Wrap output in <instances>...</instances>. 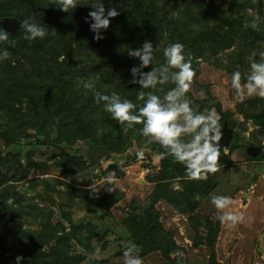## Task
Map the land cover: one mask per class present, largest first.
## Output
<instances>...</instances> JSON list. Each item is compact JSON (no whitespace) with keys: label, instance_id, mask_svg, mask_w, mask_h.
<instances>
[{"label":"rangeland","instance_id":"1","mask_svg":"<svg viewBox=\"0 0 264 264\" xmlns=\"http://www.w3.org/2000/svg\"><path fill=\"white\" fill-rule=\"evenodd\" d=\"M85 1L89 0H78L80 4L76 8ZM246 1L256 3V6H247ZM258 2H261L264 11V0H186L179 3L177 8L171 9V14L177 16L183 14L184 8H190L197 18L191 26L192 31L206 28L208 32L219 29L222 34L236 32L230 46L215 51L208 48L209 45L200 48L201 53L192 60L195 70L186 96L195 111L214 109L220 119L223 116L220 108L224 110L228 118L235 121L241 136L254 140L255 145L262 146L264 150V120L262 124L257 123L247 112L236 111L238 104H247L254 97L260 100L263 97L248 95L246 92L237 96L231 87L232 72H241L243 84L249 71V57L259 61L258 51L264 49V41L255 44V40L251 38L254 45L245 41L246 37L251 36L250 31H247L251 26L248 12H253L256 16L262 14L257 6ZM21 3L14 0L15 7L25 9L28 6V1L26 6ZM56 3L57 0H39L36 4L44 10L56 8ZM154 3L158 6L162 4L161 0H155ZM76 8L64 11L73 14L70 19L73 22L68 25L74 28L79 27L78 22L85 23L83 14H79L81 19H77L73 13ZM226 18L233 22L226 21ZM239 18L244 23L234 22ZM245 23L249 26L245 27ZM145 32L146 29H141L137 34L134 33L130 41H124L121 45L117 40L108 39L107 47L97 55L85 46L83 51H76L78 42H74L75 51L82 54L85 66L91 62L89 58L97 59L95 67L102 72L101 77L96 78L97 82L107 87L110 93L116 92L121 99H125L138 87L137 84L129 83V80L132 79L130 69L140 63L129 62L128 69L127 66L120 67L123 55L117 56L116 50L122 51L126 46L141 47L145 40H149L153 43V58L157 59L167 46L168 38L163 34ZM42 61L48 62L45 58ZM165 84L166 82L157 85L155 89L143 91H153L163 97L168 91ZM172 86H175L174 83ZM138 90H142L140 85ZM132 102L136 105L132 111H138L143 105V101L138 99L136 103ZM100 111L106 116L104 122L107 120L111 126L119 123L103 109V104ZM23 115L28 117L25 111ZM91 115L88 117L91 118ZM99 124H102L101 121ZM120 125L123 135L117 133L116 139L107 131L109 126L103 127L106 131L102 127L98 128L99 139H105L112 146L109 149L112 157L102 156L96 161L89 160L86 156L88 144L93 141L85 140L80 135L74 144L64 141L55 144L58 139L55 130L53 134H48L38 129H28L27 138L10 146L5 145L0 138V152L4 156L8 153H20L25 169L23 176H15L13 171L7 169L8 164L1 165L2 171L7 172L10 178L9 184L23 193L24 200L22 199L20 206L13 205V202L10 207L0 205L5 216L4 220L0 219V240L5 245L0 251V264L16 263L21 237L26 235L33 238L32 233L39 232L44 224L57 235L77 229L69 242L73 251L71 254H85L86 264H124V249L137 245L130 232V220L140 223V214L152 204L158 222L154 216L144 219L142 226L150 231L154 229L161 240H172V243L175 241L181 249L174 257L186 259L183 264H264V159H255L256 156L246 152V147L237 149L232 154L228 148H223L224 153L230 154L232 162L217 165L215 172L207 173L201 180L206 193L197 194V208L193 213L182 212L177 205L184 201L183 198L181 200L176 196L172 200L166 196H157L158 190H162L165 185L175 192L180 191L184 184L182 176L174 177L165 173L164 178H160L163 164L158 148L161 145L142 135V123L134 124L133 127ZM38 136L50 142L38 144ZM140 152L143 153L142 156L138 155ZM67 153L77 157L83 165L76 163L72 168L59 166L60 162L68 160ZM30 156L35 160L33 166H30ZM109 187L117 189L120 196L111 205H107L109 202L104 203L102 199ZM213 194L226 195L231 203L225 209L218 210L211 203ZM224 212L242 216V219L222 222L219 217ZM206 222L212 223V227L217 229L215 255L202 241L207 234L204 227ZM136 255L141 258L142 264H168V258L159 249L142 255L136 252Z\"/></svg>","mask_w":264,"mask_h":264},{"label":"trees","instance_id":"2","mask_svg":"<svg viewBox=\"0 0 264 264\" xmlns=\"http://www.w3.org/2000/svg\"><path fill=\"white\" fill-rule=\"evenodd\" d=\"M19 1L25 6L28 1V6L25 9H21L17 6L15 7L14 0L0 1V28L5 29L1 23L4 18L15 16L22 21L21 26L15 32L7 30L9 40L14 41V44L0 42V48L7 47L10 53L8 59L0 61V138L7 146L19 143V141L27 138L29 136L28 129H38L48 134H53L54 130L57 131L58 139L55 144H59L62 141L74 144L75 139L80 135L85 140L106 144L109 149H112V146L105 139H99L98 128L109 126L107 131L115 139L116 133H119L120 136L123 135V128L120 122L113 126L109 125L107 120L104 122L106 116H103L100 111L103 102L97 104L92 91L78 86L80 80H86L91 77L97 91L111 94L107 87L101 86L97 82L96 78H100L102 73L100 68L95 67L98 63L97 59H94V57L89 58L91 62L88 66H85L82 54L76 52L77 49L83 51V46L89 48L93 54L96 52L97 55V53H102L107 47L106 42L108 39L111 41L117 40L119 41L118 44L121 45L125 43L124 41H130L134 33L137 34L141 29H146V34H163L165 38H168V42L166 40L167 45L171 42H181L184 45L185 58L192 61L201 53L199 51L200 48L209 45L207 47H211L215 51L221 47L230 46V42L236 35V32L222 34L219 29L211 32H208L206 28L200 31H192L191 26L197 18L194 13H191L192 10L190 8L186 10L184 8L183 14L177 16L171 14V9L177 8L179 3L181 4L186 0H161L162 4L160 6L154 3L155 0H102L106 10L114 7L118 11V15L110 18L109 27L106 30H102L103 38L99 40L93 38L94 33L89 28L90 20H85V23L82 21L78 22L79 27L74 28L68 25L73 22L70 21L72 13H65L64 10H60L57 7L42 10L36 4L39 0ZM95 3H97V0L85 1L73 13L76 14L77 19H81L79 14H83L86 17L90 11L94 10L92 4ZM246 4L251 7L256 6V3H249L248 1H246ZM257 4L262 14L256 16L253 12H248L251 22L255 19L257 24L255 28L251 26L247 28L251 36L245 39V41L253 45L254 43L250 41L251 38L255 40V44L264 41V11L261 2ZM32 7L36 9L32 10ZM160 17L161 19H159ZM24 21L43 25L46 31V36L42 38L43 40L41 38L34 40L25 39L22 26ZM226 21L232 20L226 18ZM234 22L241 24L244 23V20L239 18ZM74 42L79 43L76 46V51ZM108 46L111 45L108 44ZM138 47L136 46L135 48ZM128 48L134 47L126 46V48H122V51L116 50L117 56L123 55L120 67L127 66V69L129 68V62L139 61V58L128 55ZM161 54L162 56L155 54L156 56H161L154 59L158 62H155L157 65L165 62L163 52ZM43 58L48 62L42 61ZM191 65L192 68L195 67L193 61ZM154 66L155 64H150L143 71H150ZM172 84L173 82L169 80L164 87L169 90ZM137 85L135 92L127 97V99L135 103L137 102L136 95L139 92V84ZM124 93H126L125 90ZM259 100V98L254 97L247 104L242 102L236 106V111L238 113L247 112L257 123L262 124L264 120V97ZM24 111L28 117L23 115ZM220 112L223 116L218 121L219 125L222 126L226 122L229 126L235 128L234 139L228 147L231 154L237 149H245L249 143L256 144L253 142L254 140L241 136L236 128L235 121L230 120L224 110L220 108ZM89 114H92L91 118L88 117ZM100 121L102 124H99ZM47 142L50 141L43 139L41 136H38L36 141L38 144ZM158 150L160 156L162 152H165L162 146ZM218 151L220 153L217 165L232 162L230 154L223 152V147H219ZM66 156L68 160L60 162L59 166L72 168L76 163H80L74 155L67 153ZM20 157V153H8L4 156L0 152V205L2 206L7 205L6 201L9 198L12 199L13 205L20 206L22 204L23 193L9 184L10 178L6 174L7 172L5 173L1 169V165L8 164L7 169L13 171L15 176L16 174L23 176L25 169ZM255 159H264L262 146L260 153ZM161 160L163 170L160 178H164L163 175L165 173L172 174L174 177L182 176L184 178L182 183L184 184L180 191L175 192L168 185H165L162 190H158L157 196H166V198L172 200L176 196L181 200L183 198L184 201L177 205L178 209L182 212L193 213L199 203L197 194L206 193L201 181L204 176L201 178H189L186 175L184 165L175 161L166 153L161 156ZM29 162L30 166H33L35 160L30 156ZM80 164L83 165V162ZM102 197L104 203L109 202L107 205L115 203L120 198L118 190L113 187L112 191L107 189V192ZM153 207L154 205L152 204L144 208L140 214L142 215L140 223L134 219L130 220L129 228L137 242V252L142 255L147 251L159 249L168 258V264L185 263L186 259L174 257V254L181 249L180 246L174 243L175 241L173 244L172 240L170 242L164 239L161 240L154 229L150 231L142 226L141 223L146 218L155 216L154 219L158 222L157 214ZM191 216L194 217V214H191ZM4 217L3 210L0 208V219L4 220ZM211 224L210 222L204 224L207 234L204 236L205 240L202 239V241L210 247L212 254L215 255L217 229L212 227ZM76 231L77 229H72L68 233L57 235L44 224L39 232L32 233L33 238L26 235L21 237V243L18 246V256L24 258L22 260L23 264H86L85 254L81 252L80 254H71L73 251L69 242L75 236ZM4 248L5 245H2L0 240V251ZM3 264L16 263L6 262Z\"/></svg>","mask_w":264,"mask_h":264},{"label":"clouds","instance_id":"3","mask_svg":"<svg viewBox=\"0 0 264 264\" xmlns=\"http://www.w3.org/2000/svg\"><path fill=\"white\" fill-rule=\"evenodd\" d=\"M78 0H57L55 4L59 9L68 11L76 8ZM94 10L85 17L90 20L89 28L94 33V39H102V30H106L110 24V18L118 15L114 7L107 10L102 0L92 4ZM256 20L253 19L251 27H256ZM24 38L34 40L44 38L46 31L43 25L35 22L24 21ZM245 23V27H248ZM0 42L14 44L9 40L8 31L0 28ZM159 46V45H158ZM157 46V47H158ZM130 57L139 58L140 64L130 69L131 83L139 84L141 91L137 93V99L143 101V105L138 111H132L136 105L129 99H121V96L112 92L101 93L96 90L93 79H82L79 81L80 87L90 90L93 93L95 102H103V109L111 114L114 120L119 121L126 127H133L134 124L142 123L140 129L143 136L150 141L159 143L165 152L161 156L170 155L175 161L185 167L186 175L189 178H201L209 172L217 170L219 158L218 141L221 139V129L219 118L214 109L204 112L195 111L187 98L190 82L194 75V70L190 59L185 58L184 45L177 41L171 42L163 48L165 62L157 65L153 58V43L145 40L139 48H128ZM259 61L249 57V71L245 75L244 83H241V72L235 70L231 74V87L237 96H242L245 92L248 95L256 94L264 97V50L258 53ZM10 56L7 47L0 48V61L8 59ZM155 64L150 71H143L146 66ZM171 80L174 87L170 88L163 97L153 91H143V89H155L158 84L163 85ZM138 155H143L142 152ZM95 190V189H93ZM112 191V187L108 188ZM211 203L218 210L225 209L231 200L226 195L213 194ZM6 204L10 207L12 199L9 198ZM219 219L237 221L242 216H237L231 212H224ZM138 249L133 245L124 249V264H142L141 258L136 255ZM24 258L16 257V264H21Z\"/></svg>","mask_w":264,"mask_h":264},{"label":"water","instance_id":"4","mask_svg":"<svg viewBox=\"0 0 264 264\" xmlns=\"http://www.w3.org/2000/svg\"><path fill=\"white\" fill-rule=\"evenodd\" d=\"M4 28L8 31L15 32L22 24L21 19L17 17L4 18L1 21ZM40 83V82H39ZM41 84V83H40ZM221 129V139L217 142L219 147L228 148L235 136V128L229 126L226 122L220 126ZM118 136V134L116 133ZM246 150L250 155L257 156L260 152V147L258 145L254 146V151L250 150V144L246 146ZM87 158L92 161H96L98 158L105 156L106 158L112 157V152L109 150L108 146L104 144H96L94 142H89L87 149Z\"/></svg>","mask_w":264,"mask_h":264},{"label":"flooded vegetation","instance_id":"5","mask_svg":"<svg viewBox=\"0 0 264 264\" xmlns=\"http://www.w3.org/2000/svg\"><path fill=\"white\" fill-rule=\"evenodd\" d=\"M250 144V150L251 151H254V146H256V145H254V144H251V143H249ZM248 145V144H247ZM246 145V146H247ZM247 149V148H246ZM260 151H261V148H260ZM246 152H247V150H246Z\"/></svg>","mask_w":264,"mask_h":264},{"label":"crops","instance_id":"6","mask_svg":"<svg viewBox=\"0 0 264 264\" xmlns=\"http://www.w3.org/2000/svg\"><path fill=\"white\" fill-rule=\"evenodd\" d=\"M255 145V144H254ZM260 147V146H259ZM261 148V147H260ZM260 153V152H259Z\"/></svg>","mask_w":264,"mask_h":264}]
</instances>
